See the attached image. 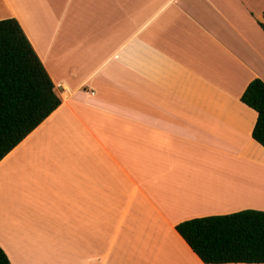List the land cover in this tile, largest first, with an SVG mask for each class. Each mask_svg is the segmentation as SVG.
Masks as SVG:
<instances>
[{"label":"crops","instance_id":"0c3cea01","mask_svg":"<svg viewBox=\"0 0 264 264\" xmlns=\"http://www.w3.org/2000/svg\"><path fill=\"white\" fill-rule=\"evenodd\" d=\"M6 18L62 100L0 162L12 264H207L180 222L264 211L240 170L264 169L241 100L264 81V0H0Z\"/></svg>","mask_w":264,"mask_h":264},{"label":"trees","instance_id":"16d2710c","mask_svg":"<svg viewBox=\"0 0 264 264\" xmlns=\"http://www.w3.org/2000/svg\"><path fill=\"white\" fill-rule=\"evenodd\" d=\"M264 30V23H260ZM258 113L252 136L264 147V81L241 96ZM62 103L16 18L0 20V162ZM177 231L207 264L264 263V211L245 209L180 222ZM0 264H12L0 246Z\"/></svg>","mask_w":264,"mask_h":264},{"label":"bare ground","instance_id":"6f19581e","mask_svg":"<svg viewBox=\"0 0 264 264\" xmlns=\"http://www.w3.org/2000/svg\"><path fill=\"white\" fill-rule=\"evenodd\" d=\"M240 170H242L241 173L243 175H247V176H242L244 179L247 180V183H243L244 189H246L247 191H250V193L253 197L257 196V199H264V196L262 197L261 196L262 194H260V191H261L260 188L258 187V185H255V183H254L255 178H258V176H260V174H264V169H254L253 167H250L248 169L241 168ZM260 170H262V171H260ZM261 172H263V173H261ZM232 173H235V172H232ZM234 175H236V174H234Z\"/></svg>","mask_w":264,"mask_h":264},{"label":"rangeland","instance_id":"374dc122","mask_svg":"<svg viewBox=\"0 0 264 264\" xmlns=\"http://www.w3.org/2000/svg\"><path fill=\"white\" fill-rule=\"evenodd\" d=\"M263 169V168H262ZM21 250V248H19ZM26 261V260H25ZM23 264V263H21ZM24 264H40V263H33V262H30V261H26Z\"/></svg>","mask_w":264,"mask_h":264}]
</instances>
